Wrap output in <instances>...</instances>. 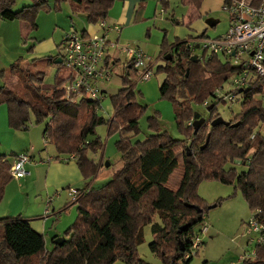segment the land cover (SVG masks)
I'll list each match as a JSON object with an SVG mask.
<instances>
[{
  "label": "trees",
  "instance_id": "16d2710c",
  "mask_svg": "<svg viewBox=\"0 0 264 264\" xmlns=\"http://www.w3.org/2000/svg\"><path fill=\"white\" fill-rule=\"evenodd\" d=\"M30 1V5L13 11L16 0H0V18L17 20L24 28L36 30L38 14L50 7L47 0ZM65 1L73 14L84 15L87 24L96 26L108 19L114 3V0H53L54 8L59 10L60 3ZM170 1L157 3L164 12ZM179 1L190 13L173 24L188 27L199 17L206 0ZM234 1L237 0L222 3L230 5ZM143 7L138 5L139 10ZM204 37L205 32L196 38L164 42L155 61L162 62L156 73L164 74L158 88L159 98L171 103L174 122L185 137L183 140L174 139L163 130L159 112H155L146 119L150 134L144 141L132 142V137L140 133L139 120L147 107L138 102L139 75L131 63L122 76L123 87L110 96L113 116L108 119L97 113L101 101L66 96L64 84L73 74L62 62L64 40L56 46L55 55L35 58L27 67L22 66L23 59L19 58L0 71V105L7 108L9 128L19 131L44 125V139L54 147L55 159L72 157L83 179V187L62 209L76 206V217L64 231L60 246L53 243L47 249L44 236L31 227L39 216L0 218V264H148L137 252L148 225L152 235L149 249L162 264H190L198 251L188 258L185 255L191 252L196 228L212 208L197 192L202 182L233 186L249 210L260 211L257 217L264 219V135L257 131L264 125V82L250 75L242 92H235L240 97V112L227 121L228 126L210 127L220 117L217 106L225 102L216 97V89L223 88L242 68L202 50L195 63L203 66L207 76L191 80L196 41ZM191 42L195 44L190 46ZM58 59L61 63L56 64ZM155 63L150 64L151 69ZM112 64L108 61V65ZM51 68L55 73L48 89L44 81ZM205 102V108L210 107L209 116L193 135L196 113L193 106ZM99 126L106 127L107 136H119L115 148L120 165L111 175L109 164H105V145L96 134ZM208 135V143L202 148ZM237 165L245 167L244 170L238 171ZM11 167L12 163L0 155V203L6 186L13 180ZM105 179L94 188L95 182ZM155 215L160 223L154 222ZM240 264H264V243L257 244L255 255L244 258Z\"/></svg>",
  "mask_w": 264,
  "mask_h": 264
},
{
  "label": "rangeland",
  "instance_id": "374dc122",
  "mask_svg": "<svg viewBox=\"0 0 264 264\" xmlns=\"http://www.w3.org/2000/svg\"><path fill=\"white\" fill-rule=\"evenodd\" d=\"M47 1L50 10L41 11L38 14L36 30L30 31L28 28H24L23 24L17 20L4 21L0 19V70L6 69L19 58L23 59L22 66L26 67L29 62L35 58L55 55L58 52L56 48L57 44L54 43L52 37L55 31L66 34L76 30L75 32L80 34L84 25H88L85 22L84 15L73 14L71 12L68 2H61L59 10H56L53 0ZM221 2L222 0H206L199 12V17L192 22L195 24L194 29L196 31L199 30V26L200 28L203 27V30L205 29V36L211 39L221 35L223 36L230 25V17L222 9L223 3ZM30 4V0H16L13 11H19L24 6ZM189 13L188 7L182 5L179 0H171L170 10L166 14L162 13V17L157 18L160 26H166L165 28H168V37L171 43L176 38H173L174 29L168 19L175 18L180 21L182 18L186 19ZM208 18L218 21V24L214 28L206 27L204 23ZM95 27L96 25H90V28ZM201 32L202 31H200V33ZM118 45L119 47L132 46L137 48L136 45L122 41H119ZM139 45L146 52L145 54L152 58L150 64L153 65V63H155L154 61L157 59L158 48L146 46L144 44ZM31 46H34V48L29 50ZM202 52V49H196L195 55L200 58ZM209 54L210 53L207 52V55ZM119 55L120 63L110 66L111 78L108 82L103 84L104 98L101 100L99 108H97V113L106 119L113 116L110 96L115 95L123 87L122 76L125 74L126 66L129 62L125 54L120 52ZM218 56L223 62H230L238 67L240 65V62L236 64L234 62L235 60L232 58L230 59L231 61H226L223 55L219 54ZM160 64H162V62L155 63V67L152 68L153 75L149 80L145 82L138 81L137 91L140 92L138 95V102L146 106L147 111L139 120L140 133L132 137V142L144 141L150 134L146 119L155 112H159L161 127L163 130L167 131L171 137L180 140L185 138L175 125L171 103L159 98L158 88L164 79V74L156 73V68ZM54 73L55 70L51 68L46 74L44 83L45 87L48 89L51 88L53 83ZM205 76H207V73L203 66L193 63L190 67V79L195 80ZM230 90L231 86H229L228 82L223 86V94ZM193 108L196 113L207 120L209 114L203 105H194ZM240 109L239 101L234 103L224 102L217 106V114H219L224 121H229L240 112ZM33 127H35V125H32L28 130ZM257 131L264 135V125H260ZM96 134L105 145V162L109 163L111 175L120 165V155L115 148V142L119 139V136L117 134L107 136L105 126H99L96 129ZM48 147L49 151L57 154L55 150H53V146L49 145ZM7 156L10 157L9 153H7ZM90 157H93V155L91 154ZM64 159H67V157ZM236 168L238 171H241L244 170L245 167L237 165ZM105 181L106 179L95 182L94 188L101 186ZM11 183L14 185L16 180L13 179L6 187H10ZM76 186V189H71H81L83 187V180L82 183H78ZM197 192L206 202V205L212 208L208 209L204 216V224H206L208 232L207 234L200 235L203 245L198 250V254L193 257L190 264H202L203 261H206L207 264H236L241 256L251 254L257 245L255 242L256 235L252 234L248 236L246 234L245 225L250 221L255 212L252 213L249 210L239 191L235 192L234 187L230 185H223L217 182H202ZM7 199L8 196L0 203V209H4L3 207H5ZM218 201H220V203L216 205ZM62 216L63 219L59 226V232L63 237L64 231L71 225V222H73L72 220H74L72 218L76 216V206H73L71 210V217L67 216V214ZM154 222L160 223L157 215L154 216ZM198 230L199 227L196 228V231ZM143 233V242L137 247L139 258L148 264H162L160 259L151 253L149 249V245L152 242L150 225L144 227ZM51 246L52 241L50 239L46 240V248L50 249ZM115 264L122 263L117 262Z\"/></svg>",
  "mask_w": 264,
  "mask_h": 264
},
{
  "label": "crops",
  "instance_id": "0c3cea01",
  "mask_svg": "<svg viewBox=\"0 0 264 264\" xmlns=\"http://www.w3.org/2000/svg\"><path fill=\"white\" fill-rule=\"evenodd\" d=\"M140 4L144 6L142 10L138 9ZM169 10L170 4L169 9L162 12L161 6L154 0H114L106 21L109 24L118 25L121 28V32L120 35L111 34L110 38L113 40L117 39L118 42L122 41L136 45L141 50L143 49L139 44L157 47L158 56L161 45L164 42L168 44L171 42L168 37V28L160 26L157 18L162 17L161 14H166ZM168 21H170L174 29L173 38L182 40L196 38L205 32V29L203 30V27L200 28V26L199 30L196 31L193 23L187 27L174 25L173 21H178L175 18L168 19ZM217 24L218 22L213 27L208 28H214ZM205 26L207 27L206 24ZM200 31L202 32L200 33ZM81 32H85L84 35L88 36L99 33V29L97 26L90 28L88 24L87 26L84 25ZM66 34L55 31L52 36L54 43L57 45L61 43ZM143 53L145 54L146 52L144 51ZM110 54L112 55V66L120 63L119 52L111 51ZM147 57L151 62L152 58ZM1 85L2 82L0 80V87ZM102 87L103 84L100 85V88L104 92ZM44 127V125H38L30 130L13 131L8 126L7 108L5 105H0V155H3L11 163L14 162L17 156L23 154L28 155L30 158V162L25 166L28 175L21 180L15 179L16 183L14 185L11 183L10 187L5 188L2 202L7 196L8 199L5 207H3L4 209H0V218L16 216L41 217L31 222V227L44 236L46 244L48 239L52 241L54 238H62L59 232V226L63 219L62 215L67 214V216L71 217L73 208L71 206L67 210L62 211L65 204L72 200L69 195V189H76V185L82 183L83 179L73 158L55 159L57 154L49 151V145L45 142ZM7 153H9L10 157L7 156ZM50 198H52L50 212L45 214V203ZM72 219L75 220V218ZM74 220L72 221L74 222ZM245 227L246 234L251 236L252 234L247 233V224ZM241 258L242 256L236 264H240Z\"/></svg>",
  "mask_w": 264,
  "mask_h": 264
},
{
  "label": "built area",
  "instance_id": "2783aa9c",
  "mask_svg": "<svg viewBox=\"0 0 264 264\" xmlns=\"http://www.w3.org/2000/svg\"><path fill=\"white\" fill-rule=\"evenodd\" d=\"M222 9L230 17L226 33L214 39L204 37L196 43L200 49L210 54L223 55L226 61H231L232 58L236 64L240 62L241 73L229 80L231 90L223 94V88L219 87L215 91L216 97L234 103L240 102V97L235 92L247 86L250 75L264 82V0H237L230 5H224ZM97 28L99 33L93 35L86 36L71 31L64 37L62 62L73 74V78L64 84V92L68 98L79 99L85 96L98 101L104 98L100 85L111 78V68L108 65V61L112 62L111 51L125 54L133 69L137 71L139 82H145L153 75L150 59L141 49L132 46L119 47L117 39L111 40V34L120 35L121 28L118 25L109 24L105 20L100 21ZM193 44L195 42H191L190 46ZM203 107H207L206 102ZM29 162L28 155L17 156L10 170L12 178L16 180L25 178L28 175L25 166ZM76 194L77 190L69 189L72 200ZM51 201L52 198L45 203V214L50 212ZM259 213L260 211H256L247 223V233L256 235V244L264 243V219L257 217ZM207 232L208 228L203 221L192 239L191 252L186 254L185 258L195 255L202 244L200 235ZM254 255L255 250L249 255L242 256L241 261Z\"/></svg>",
  "mask_w": 264,
  "mask_h": 264
},
{
  "label": "water",
  "instance_id": "95a60500",
  "mask_svg": "<svg viewBox=\"0 0 264 264\" xmlns=\"http://www.w3.org/2000/svg\"><path fill=\"white\" fill-rule=\"evenodd\" d=\"M218 21L214 20V19H211V18H208L205 20V24L207 25V27H213ZM195 49H199V46L196 45L195 46ZM165 60H168V58H165ZM197 60V56L194 55L192 58H191V61L192 62H195ZM56 64L58 63H61V59H58L56 62ZM185 77H188V70H186V74H185ZM242 92V89L239 90V93ZM206 111L209 112L210 111V107L206 108ZM205 123V119L200 117V115L198 113H195L194 114V117H193V121H192V126H193V135H195L197 133V130L199 129V127ZM217 125H225V126H228L229 123L227 121H224L221 117H217L215 118L211 123H210V127H215ZM208 139H209V135L206 139V142L205 144L203 145L202 148H204L206 146V144L208 143ZM105 164L108 166V162H105ZM198 211V210H197ZM62 242H63V239L62 238H57L54 240V243L56 245H62ZM180 244V243H179Z\"/></svg>",
  "mask_w": 264,
  "mask_h": 264
}]
</instances>
